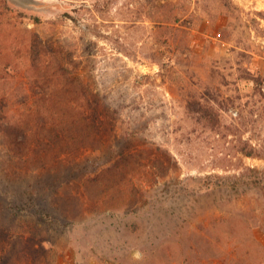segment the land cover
Masks as SVG:
<instances>
[{
    "label": "rangeland",
    "instance_id": "374dc122",
    "mask_svg": "<svg viewBox=\"0 0 264 264\" xmlns=\"http://www.w3.org/2000/svg\"><path fill=\"white\" fill-rule=\"evenodd\" d=\"M246 167L264 0H0V264H264Z\"/></svg>",
    "mask_w": 264,
    "mask_h": 264
},
{
    "label": "trees",
    "instance_id": "16d2710c",
    "mask_svg": "<svg viewBox=\"0 0 264 264\" xmlns=\"http://www.w3.org/2000/svg\"><path fill=\"white\" fill-rule=\"evenodd\" d=\"M219 114H215L212 111H206L202 114L200 117L201 120H204L206 123L211 125L213 128H216L219 126L220 118L218 116ZM241 151L247 155V156H260L261 153H259L258 148L255 145H249V147H243L241 148ZM261 173H264V169L261 170L256 167H246L244 171H242L238 175L234 176H221L222 179V187H225L227 185L230 187L231 185L237 188H242L241 193L244 194L248 192L249 190L257 187H262L264 184V179L261 176ZM213 176L215 175H208L206 177V182H208V185H204L200 189H215L218 185L217 182L213 183ZM220 176V175H217ZM218 181V180H215Z\"/></svg>",
    "mask_w": 264,
    "mask_h": 264
}]
</instances>
